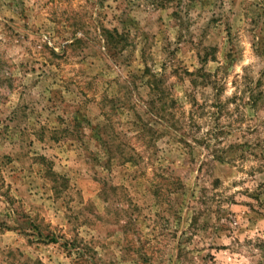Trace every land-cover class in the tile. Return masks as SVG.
<instances>
[{
	"label": "rangeland",
	"instance_id": "1",
	"mask_svg": "<svg viewBox=\"0 0 264 264\" xmlns=\"http://www.w3.org/2000/svg\"><path fill=\"white\" fill-rule=\"evenodd\" d=\"M0 264H264V0H0Z\"/></svg>",
	"mask_w": 264,
	"mask_h": 264
},
{
	"label": "trees",
	"instance_id": "2",
	"mask_svg": "<svg viewBox=\"0 0 264 264\" xmlns=\"http://www.w3.org/2000/svg\"><path fill=\"white\" fill-rule=\"evenodd\" d=\"M113 32L114 33H112L111 31H108V30H105L104 31L105 38H106V44H105V46L107 47V49H109V50H115L118 54H121L128 47L127 46V40H126V38H122V36H119L118 34H116L115 33L116 32L115 30ZM110 102L113 103L114 101L111 100ZM101 129L99 130L100 133H98V138L101 140L100 142H101L102 145H107L108 146V142H106V140L104 141V138H102L100 136V134L102 135ZM116 149H119V147H117ZM108 153H109V150H108ZM122 161L123 162L124 161H126V162L129 161L130 162V159L122 160Z\"/></svg>",
	"mask_w": 264,
	"mask_h": 264
}]
</instances>
